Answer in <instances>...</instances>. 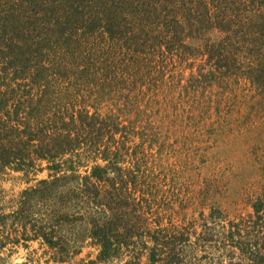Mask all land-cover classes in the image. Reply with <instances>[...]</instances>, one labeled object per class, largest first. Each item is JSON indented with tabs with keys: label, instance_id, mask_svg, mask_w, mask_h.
I'll return each mask as SVG.
<instances>
[{
	"label": "trees",
	"instance_id": "obj_1",
	"mask_svg": "<svg viewBox=\"0 0 264 264\" xmlns=\"http://www.w3.org/2000/svg\"><path fill=\"white\" fill-rule=\"evenodd\" d=\"M183 64L191 74L181 86ZM173 80L178 94L168 88L159 104ZM241 84L264 95V0H0V182L34 181L0 190V253L39 241L57 263L89 245V264L124 255L125 264H185L187 231L147 229L160 190L147 140H134L144 130L112 111H148L144 129L153 108L202 120L210 109L198 95ZM252 207L227 225L212 209L214 225L197 240L213 242L225 264L234 247L264 264V196ZM141 237L153 245L137 250Z\"/></svg>",
	"mask_w": 264,
	"mask_h": 264
},
{
	"label": "rangeland",
	"instance_id": "obj_2",
	"mask_svg": "<svg viewBox=\"0 0 264 264\" xmlns=\"http://www.w3.org/2000/svg\"><path fill=\"white\" fill-rule=\"evenodd\" d=\"M181 68L176 74H181L183 79L179 85L184 86L191 71L187 64ZM192 73L196 74L195 68ZM175 81L161 90L157 97L159 104L170 92L168 88L176 89L170 92L171 95L178 94ZM243 85L237 91L214 86L206 89L203 97L198 95L202 104L206 102L210 109L202 120L197 115L187 119L189 111L182 112V108L166 107L158 108V111L153 108L151 118L154 122L148 129H144L148 111L136 116L130 106V110L120 113L110 106L100 108L103 113L112 109L121 119H126V124L134 126V130H144L142 138L136 135L134 140L136 143L147 140L144 148L152 153L149 169H152L160 190L151 205L152 214L147 215L150 218L147 229L154 231L160 223L161 228L171 224L177 233L187 231L189 242L183 244L185 264H221L225 260L218 259L221 251L213 242L204 244L197 240L206 227L214 225L209 216L212 209L227 225L229 221L248 219L249 214L253 215L252 204L258 196H264V95L244 89ZM186 104L192 105V102ZM195 113L191 110V114ZM45 176L46 171L38 174L37 180ZM33 183L27 184L21 179L4 180L0 182V190L18 192ZM146 238L141 237L136 244L137 250H141L143 241L148 247L153 245L152 240ZM27 246H7L0 253V264H89L97 254L94 247L85 245L71 261L57 263L49 259L46 247L39 241L27 242ZM233 250L236 252L234 264H250L249 260L239 258L238 247ZM128 258L127 255L115 257L102 264H125ZM141 264H147L144 258Z\"/></svg>",
	"mask_w": 264,
	"mask_h": 264
}]
</instances>
